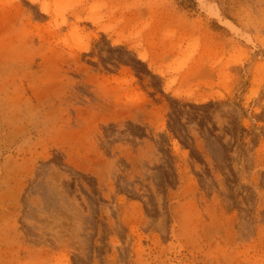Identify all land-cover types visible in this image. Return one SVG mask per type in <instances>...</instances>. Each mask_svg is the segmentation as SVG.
I'll return each instance as SVG.
<instances>
[{"label": "rangeland", "instance_id": "rangeland-1", "mask_svg": "<svg viewBox=\"0 0 264 264\" xmlns=\"http://www.w3.org/2000/svg\"><path fill=\"white\" fill-rule=\"evenodd\" d=\"M37 2L0 0V264H264V0Z\"/></svg>", "mask_w": 264, "mask_h": 264}, {"label": "bare ground", "instance_id": "bare-ground-1", "mask_svg": "<svg viewBox=\"0 0 264 264\" xmlns=\"http://www.w3.org/2000/svg\"><path fill=\"white\" fill-rule=\"evenodd\" d=\"M31 1H32L33 3H34V2H37V0H31ZM37 3H38V2H37ZM42 5H43V4H41V7H42L43 9H42L41 11H43V12H45V13H48V8H50V7H49L48 5H47V6H48V7H47L46 4H45V7L42 6ZM41 7H40V8H41ZM46 7H47V8H46ZM58 8H59V6H58ZM56 9H57V8H56ZM59 9H60V8H59ZM59 9H58V10H59ZM88 16H89V15H88ZM88 16H85V17L88 19ZM217 16H218V15H217ZM78 17H79V16H78ZM78 17H76V19H77ZM63 18H65V17H63ZM86 18H85V19H86ZM90 18H91V17H90ZM219 18H220V17H219ZM219 18H218V19H219ZM61 19H62V18H61ZM94 20H95V19H94ZM94 20H93V22H95ZM75 21L80 22V21H79V18H78V20H75ZM223 21H224V20H221V22H222L223 24H225V25L231 27V25H230V23H229L228 21H224V22H223ZM60 22H61V21H60ZM64 22H65V19L62 20V23H61V24L64 25ZM65 23H66V22H65ZM56 25H58L57 22H56ZM59 25H60V23H59ZM53 28H54V27H53ZM72 28H73V27H72ZM55 29H56V28H55ZM49 30H50V29H49ZM57 30H58V29H57ZM52 31H53V29H52ZM72 31H73V32H72ZM72 31H71L72 34H74V36H75V34H76L75 32L77 31V28H73ZM49 33H50V32H48V34H49ZM52 33H53V32H52ZM70 34H71V33H70ZM49 35H50V34H49ZM55 36H56V35H55ZM52 37H53V36H52ZM77 39H78V38H77ZM62 40H63V39H62ZM64 40H65V39H64ZM65 41H66V40H65ZM77 41H78V40H77ZM81 42H82V39H81ZM114 43H115V44L118 43L117 40H115ZM84 44H86V43H85V42H84V43L82 42V45H81V46H80V44H79V45H77V47H74V48H77L78 50H80V48H81V50H85L84 48H86L87 45H84ZM78 47H80V48H78ZM77 49H76V50H77ZM144 58H145V56H144L143 54L139 55V59L144 60Z\"/></svg>", "mask_w": 264, "mask_h": 264}]
</instances>
